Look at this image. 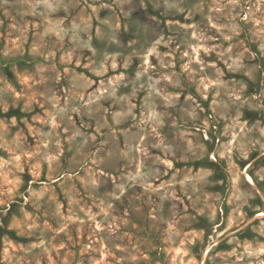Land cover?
Listing matches in <instances>:
<instances>
[{"label":"clouds","instance_id":"9594fccd","mask_svg":"<svg viewBox=\"0 0 264 264\" xmlns=\"http://www.w3.org/2000/svg\"><path fill=\"white\" fill-rule=\"evenodd\" d=\"M0 264H264V0H0Z\"/></svg>","mask_w":264,"mask_h":264}]
</instances>
